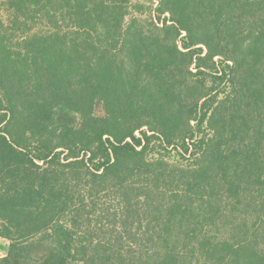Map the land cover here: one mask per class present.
<instances>
[{"label":"trees","instance_id":"trees-1","mask_svg":"<svg viewBox=\"0 0 264 264\" xmlns=\"http://www.w3.org/2000/svg\"><path fill=\"white\" fill-rule=\"evenodd\" d=\"M0 237V264H264V0H0Z\"/></svg>","mask_w":264,"mask_h":264},{"label":"rangeland","instance_id":"rangeland-1","mask_svg":"<svg viewBox=\"0 0 264 264\" xmlns=\"http://www.w3.org/2000/svg\"><path fill=\"white\" fill-rule=\"evenodd\" d=\"M134 1L146 2L149 5H151L153 3V1L157 2V0H134ZM95 114L97 116H105V114H106L105 109H104V105L101 101H97L95 104ZM1 246H3L2 247L3 251L1 250L0 252H4V251L7 252L8 248H9V241L0 239V247Z\"/></svg>","mask_w":264,"mask_h":264},{"label":"crops","instance_id":"crops-1","mask_svg":"<svg viewBox=\"0 0 264 264\" xmlns=\"http://www.w3.org/2000/svg\"><path fill=\"white\" fill-rule=\"evenodd\" d=\"M0 239H2V240H7V239L2 238V237H0ZM7 241H8V240H7ZM2 247H3V246L0 247V251L3 249ZM2 251H3V250H2ZM0 253H1V254H0V258H1V257L5 256L7 252L4 251V252H0Z\"/></svg>","mask_w":264,"mask_h":264}]
</instances>
